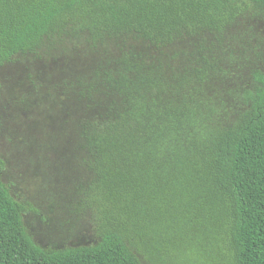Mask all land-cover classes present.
I'll return each mask as SVG.
<instances>
[{
    "label": "trees",
    "instance_id": "obj_1",
    "mask_svg": "<svg viewBox=\"0 0 264 264\" xmlns=\"http://www.w3.org/2000/svg\"><path fill=\"white\" fill-rule=\"evenodd\" d=\"M264 0H0V68L47 37L136 36L155 46L222 35ZM244 111L214 125L162 74L122 60L103 85L116 101L83 131L107 223L91 246L43 249L1 179L0 264H264V73Z\"/></svg>",
    "mask_w": 264,
    "mask_h": 264
},
{
    "label": "rangeland",
    "instance_id": "obj_2",
    "mask_svg": "<svg viewBox=\"0 0 264 264\" xmlns=\"http://www.w3.org/2000/svg\"><path fill=\"white\" fill-rule=\"evenodd\" d=\"M122 60L160 72L171 93L191 96L212 124L230 126L245 109L240 96L255 84L252 72L264 73V11L249 8L222 35L164 46L131 35L47 37L0 68L1 179L17 202L38 210L23 223L43 249L95 245L106 227L83 131L116 101L103 81Z\"/></svg>",
    "mask_w": 264,
    "mask_h": 264
}]
</instances>
